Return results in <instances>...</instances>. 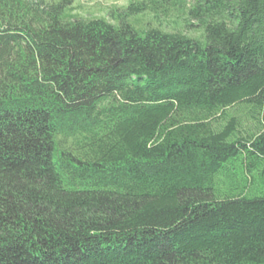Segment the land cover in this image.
I'll use <instances>...</instances> for the list:
<instances>
[{"label": "trees", "instance_id": "obj_1", "mask_svg": "<svg viewBox=\"0 0 264 264\" xmlns=\"http://www.w3.org/2000/svg\"><path fill=\"white\" fill-rule=\"evenodd\" d=\"M172 4L0 0V264H264V0Z\"/></svg>", "mask_w": 264, "mask_h": 264}, {"label": "rangeland", "instance_id": "obj_2", "mask_svg": "<svg viewBox=\"0 0 264 264\" xmlns=\"http://www.w3.org/2000/svg\"><path fill=\"white\" fill-rule=\"evenodd\" d=\"M73 2H74L73 10L72 12H70V14L73 18H77V19L107 18L109 20H112L111 12L113 10L121 11L125 9L132 2L133 3L142 2L146 6V10L149 9L153 10V11H148L145 16L141 17L140 23H146L150 21L152 18H154V16H156L155 14L156 10L154 9H159L157 10L158 12L162 10V12L159 13V18L161 22L164 24L163 26L166 27L167 31H172L175 26V21H180L179 19L180 17L182 18L185 17V15H182L181 13H177L172 9V7H174L172 4V0L168 2H164L162 0H73ZM154 3H157V5ZM166 7L171 10L165 11L164 8ZM164 11L166 13H164ZM184 32L190 37L199 38V39L202 38L199 31L196 30L195 28L185 27ZM234 111L236 110H233L232 113H234ZM240 160L241 158L236 161L237 162L236 176L238 177V182L239 179L241 180L243 177V175L241 174L242 167ZM227 179L228 178L225 175H220L218 177V183H219L218 185L223 192L227 191L228 190L227 187L230 185ZM234 180L237 181V178H234Z\"/></svg>", "mask_w": 264, "mask_h": 264}]
</instances>
